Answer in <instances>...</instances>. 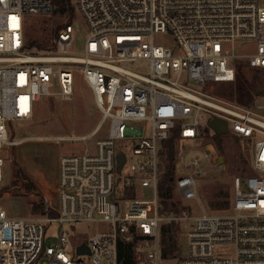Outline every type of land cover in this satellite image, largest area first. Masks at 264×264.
Returning <instances> with one entry per match:
<instances>
[{"label": "built area", "instance_id": "2783aa9c", "mask_svg": "<svg viewBox=\"0 0 264 264\" xmlns=\"http://www.w3.org/2000/svg\"><path fill=\"white\" fill-rule=\"evenodd\" d=\"M71 2L88 30L77 55L68 52L71 23L58 30L54 48L27 47L28 16L52 14V0H0V150L18 143L11 140L12 120L31 119L36 103L56 86L71 98L78 75L101 113L91 133L39 137L68 150L58 159L54 195L44 198L41 217L11 216L0 203V264H121L120 240L133 244L137 264H264V137L254 144L255 173L234 178L230 210L202 206L194 213L184 204L199 200L200 180L219 170V156L206 147L219 149L217 133L202 129L203 112L226 119L230 135L264 134V101L248 107L213 91L214 84L236 80L241 59L264 69V0ZM164 33L173 44L158 41ZM237 40L252 41V50L236 52ZM106 125L107 133L92 141ZM170 151L176 174L169 199L180 200L182 210L163 214L159 184L171 166ZM4 165L0 156V183ZM126 167L120 185L117 173ZM144 190L149 196H140ZM54 221L58 238L46 246V226ZM95 222L105 227L86 238L76 232ZM170 222L180 226L187 247L181 244L178 256L163 253L162 228ZM84 243L90 252L80 254Z\"/></svg>", "mask_w": 264, "mask_h": 264}, {"label": "rangeland", "instance_id": "374dc122", "mask_svg": "<svg viewBox=\"0 0 264 264\" xmlns=\"http://www.w3.org/2000/svg\"><path fill=\"white\" fill-rule=\"evenodd\" d=\"M69 20L73 26V42L68 47V52L81 54L88 39V30L77 14L71 19L59 13L29 15L26 25L27 38L36 39L41 47L51 46L59 27L64 26ZM157 38L159 42L167 45L174 43L171 33H164ZM253 44L252 41L237 40L234 43V49L238 53H245L252 50ZM237 68L238 81L230 84H214V95L224 101L248 107H256L257 104L263 103L264 69L250 67L246 58L238 62ZM241 82L245 84L243 91L239 88ZM59 90L56 86L52 94L36 103L31 119L12 120L11 140L18 143L5 145L0 150V156L5 158L4 178L0 183V203L11 216L39 218L46 212L44 198L46 195H54V187L58 178V159L68 150L67 145H60L51 139H40L39 137L88 134L95 129L101 119L92 89L81 75L77 76L71 98H63L58 93ZM211 117L212 115L207 112H203L200 116L202 129L209 133H213V129L209 126ZM136 124L146 131L151 128L149 123L137 122ZM105 127L92 141L107 133L108 125ZM219 136L222 142L221 150L212 143L206 145L214 155L219 156V170L206 173L200 180L199 200L184 202L185 207L191 208L194 213H200L202 206L209 212L230 210L234 178L255 173L253 169L254 144L257 139L263 138L264 134L260 133L252 139L236 137L228 133ZM121 149L126 152L131 150L130 146L126 145H122ZM221 159L223 162L220 161ZM127 168L123 173H117V178L122 181L120 185L124 181ZM140 196H149V192L144 190ZM35 206L39 208L36 209ZM65 227L67 224L64 225ZM104 227V223L95 222L78 225L75 229L80 237L86 238ZM59 228L60 223L56 221L46 226L44 240L46 246L57 240ZM180 241L186 252V243L181 234ZM179 254L180 252L174 256ZM174 263L175 260L172 264ZM162 264H165L164 261Z\"/></svg>", "mask_w": 264, "mask_h": 264}, {"label": "trees", "instance_id": "16d2710c", "mask_svg": "<svg viewBox=\"0 0 264 264\" xmlns=\"http://www.w3.org/2000/svg\"><path fill=\"white\" fill-rule=\"evenodd\" d=\"M52 1L54 4L53 13H59L62 16L68 17L69 19H71L72 17H75L76 14H75V10H74L71 0H52ZM70 21L71 20H69V22L67 23H71ZM62 27L63 26H60L59 29H61ZM57 32H56V36H57ZM27 47L36 49V50H50L54 48V44L48 47H41V45L38 43L36 39L31 40L27 38ZM238 78H239V71L237 68L236 80L233 82H229V84L237 82ZM244 87H245V84L241 82V86L239 88L242 89L243 91ZM230 95L232 96L233 94H230ZM214 138L218 144L219 150H221L222 142H221L220 136L218 134H215ZM168 144L171 147L174 145L173 137L168 140ZM169 158L171 159V162H170L171 166L168 172L164 173L162 180L159 184L160 195L162 198V202L164 204L163 207L161 208V213L163 214L178 213L182 210V202L180 200L172 201L169 199L171 197V195L169 194L170 193L169 187H172L173 185L172 177L176 174L175 168L173 167L172 151H170L169 153ZM35 208L38 209L39 206H35ZM162 241H163V253L165 256L178 254L180 244H181L180 226L175 222L164 224L162 228ZM118 256H119V261L121 264H137L136 258H135L134 246L130 242H125L122 240L119 241Z\"/></svg>", "mask_w": 264, "mask_h": 264}, {"label": "water", "instance_id": "95a60500", "mask_svg": "<svg viewBox=\"0 0 264 264\" xmlns=\"http://www.w3.org/2000/svg\"><path fill=\"white\" fill-rule=\"evenodd\" d=\"M209 126L219 135L224 134L228 130V121L222 117L215 116L212 119L209 120ZM119 160V171L122 169L123 164L125 162V155L120 154L118 157ZM223 162V159L220 160ZM77 252L80 254L89 253V247L87 244H82L79 247H77Z\"/></svg>", "mask_w": 264, "mask_h": 264}]
</instances>
